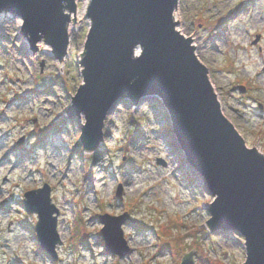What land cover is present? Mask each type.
I'll use <instances>...</instances> for the list:
<instances>
[{
	"label": "rangeland",
	"instance_id": "374dc122",
	"mask_svg": "<svg viewBox=\"0 0 264 264\" xmlns=\"http://www.w3.org/2000/svg\"><path fill=\"white\" fill-rule=\"evenodd\" d=\"M79 5L77 16L66 12L74 26L64 63L44 42L33 49L21 20L0 17V264H180L193 240L213 260L243 264L244 237L209 228L214 198L174 132L162 130L172 123L158 101L120 105L99 147L82 149L85 115L67 113L84 83L89 19ZM176 8L177 30L193 39L222 113L264 154V0H179ZM45 184L59 211L57 260L38 247V216L23 206L24 194ZM104 216L127 217V257L107 254Z\"/></svg>",
	"mask_w": 264,
	"mask_h": 264
},
{
	"label": "water",
	"instance_id": "95a60500",
	"mask_svg": "<svg viewBox=\"0 0 264 264\" xmlns=\"http://www.w3.org/2000/svg\"><path fill=\"white\" fill-rule=\"evenodd\" d=\"M179 0H89L92 22L83 56L84 84L72 98L69 118L85 114L81 140L95 150L104 138L105 121L120 104L141 106L161 98L169 110L177 141L187 163L214 198L208 226L215 234L238 232L245 240L243 264H264V154L248 148L224 116L209 79L196 56L192 38L177 30L174 10ZM76 0H0V13L10 11L24 20L23 33L35 50L41 38L54 49L55 59L68 53L69 29ZM78 22V21H77ZM143 54L136 56V48ZM245 93L243 87H239ZM24 208L37 214L35 231L41 248L57 260L59 211L51 187L25 194ZM56 214V215H55ZM107 254H130L122 226L127 217L99 218ZM196 252L180 264H196Z\"/></svg>",
	"mask_w": 264,
	"mask_h": 264
},
{
	"label": "bare ground",
	"instance_id": "6f19581e",
	"mask_svg": "<svg viewBox=\"0 0 264 264\" xmlns=\"http://www.w3.org/2000/svg\"><path fill=\"white\" fill-rule=\"evenodd\" d=\"M76 4H77V7H80V5H79V2L76 0ZM176 9L177 8H175V10L174 11H176ZM67 12L68 13H72L70 10H67ZM86 15L88 16V7H86ZM176 15V14H175ZM1 16H5V17H7V18H14L15 16H14V13H12V12H10V11H2L1 13H0V17ZM179 16L178 15H176V18H178ZM2 18V17H1ZM0 18V19H1ZM17 19H19V20H21L22 21V32L24 31L23 30V27H24V20H23V18L22 17H16ZM174 19V21H175V18H173ZM72 20V19H71ZM73 24H72V22L70 21V22H68V24H67V29H69V40H70V38H71V32L72 31H70L72 28H73ZM91 27H92V22L90 21V19H89V28H88V31H87V34H86V40H87V37H88V34H89V32H90V30H91ZM73 30V29H72ZM24 34V33H23ZM181 34V33H180ZM25 35V34H24ZM181 35H183V34H181ZM26 37H27V39H28V41H29V36L28 35H25ZM184 36V35H183ZM86 40H85V44H84V51L82 52V57H81V59H80V61H79V64H80V66H81V69H82V73H83V66L81 65V61H82V59H83V56L85 55V53H86V48H85V45H86ZM39 42H44V43H46V44H48L46 41H45V39L44 38H41L38 42H36V44H38ZM192 42H193V40H192ZM29 43H30V41H29ZM42 44V43H41ZM49 45V44H48ZM30 46L33 48V46L31 45V43H30ZM51 48H52V52H53V57H54V59H55V53H54V49H53V47L51 46V45H49ZM40 48H42V49H46V47L45 46H40ZM34 49V48H33ZM69 50H70V42H69V46H68V53H69ZM68 53H66V55L63 57V59L62 60H57V59H55L56 61H58L59 63H64V61H65V59H66V57L68 56ZM143 54V50H142V48L139 46L138 48H136V56H140V55H142ZM197 56V55H196ZM198 58V57H197ZM198 60H199V58H198ZM200 61V60H199ZM201 62V61H200ZM82 78H83V75H82ZM83 81H84V79H83ZM84 84V83H83ZM82 84V85H83ZM80 87V86H79ZM79 89V88H78ZM78 89H77V91H76V94H77V92H78ZM75 94V95H76ZM74 97V96H73ZM72 97V98H73ZM152 100H155V101H158V104H159V106L160 107H162V109H164V110H166L167 111V113H168V115H169V117H170V119H171V123H173L172 122V118H171V116H170V113H169V110L167 109V107L164 105V102L162 101V99L161 98H151V99H149V100H147V101H145V102H143V103H146V102H148V101H152ZM132 104L131 102H127V103H123V104H120V105H124V104ZM142 103V104H143ZM72 105V104H71ZM119 105V106H120ZM118 106V107H119ZM116 109V108H115ZM114 109V110H115ZM113 111V110H112ZM111 111V112H112ZM68 112V111H67ZM110 112V113H111ZM109 113V114H110ZM84 114V113H83ZM85 115V114H84ZM109 116V115H108ZM107 116V117H108ZM107 119V118H106ZM85 125V124H84ZM84 125H82V127L84 126ZM172 126V128L171 129H169V130H172L173 132H174V127H173V124L171 125ZM82 127H81V134H82ZM81 134H80V138H79V141H80V144L82 145V149L84 150V151H87V150H85L84 149V146H83V143H82V140H81ZM175 134V133H174ZM104 136H105V132H104ZM104 139V138H103ZM176 140H177V136H176ZM103 141V140H102ZM101 141V142H102ZM100 142V143H101ZM100 145V144H99ZM99 145H98V147H99ZM97 147V148H98ZM96 148V149H97ZM95 149V150H96ZM94 151V150H93Z\"/></svg>",
	"mask_w": 264,
	"mask_h": 264
},
{
	"label": "trees",
	"instance_id": "16d2710c",
	"mask_svg": "<svg viewBox=\"0 0 264 264\" xmlns=\"http://www.w3.org/2000/svg\"><path fill=\"white\" fill-rule=\"evenodd\" d=\"M162 130H169V128L166 127V129H162ZM196 241H197V243H196ZM189 248H191L192 250H195V252H198L199 264H206L207 262H208V264H222V263L218 262L217 260L211 259L208 256V254L205 252L204 247L200 245L198 240H193V243L190 245Z\"/></svg>",
	"mask_w": 264,
	"mask_h": 264
},
{
	"label": "built area",
	"instance_id": "2783aa9c",
	"mask_svg": "<svg viewBox=\"0 0 264 264\" xmlns=\"http://www.w3.org/2000/svg\"><path fill=\"white\" fill-rule=\"evenodd\" d=\"M78 2H79V3L82 2V8H84V6H86V5L89 6V1H88L87 3H85L84 0H78ZM87 6H86V7H87ZM79 10H80V8L78 7V10H77L78 12H77V13H79Z\"/></svg>",
	"mask_w": 264,
	"mask_h": 264
}]
</instances>
